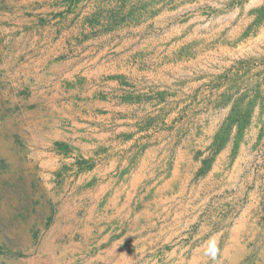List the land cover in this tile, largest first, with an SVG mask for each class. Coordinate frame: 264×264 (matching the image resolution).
<instances>
[{
    "label": "crops",
    "instance_id": "obj_1",
    "mask_svg": "<svg viewBox=\"0 0 264 264\" xmlns=\"http://www.w3.org/2000/svg\"><path fill=\"white\" fill-rule=\"evenodd\" d=\"M138 1L0 0V143L34 174L48 222L41 247L1 264H146L188 249L202 202L225 181L242 191L260 158L264 0ZM258 204L228 202L238 232Z\"/></svg>",
    "mask_w": 264,
    "mask_h": 264
},
{
    "label": "rangeland",
    "instance_id": "obj_2",
    "mask_svg": "<svg viewBox=\"0 0 264 264\" xmlns=\"http://www.w3.org/2000/svg\"><path fill=\"white\" fill-rule=\"evenodd\" d=\"M189 1L193 0H148L147 3L141 4L152 7L162 2L163 5L175 6ZM138 2L127 0V6ZM241 2L244 0H229V6ZM237 145L238 141H235L233 152ZM257 146L260 158H256L243 169L242 191L238 189L236 192L230 188V182L225 181L221 185L224 187L221 194L210 195L208 202L212 204L210 208L206 207L205 212L202 202L201 211L206 215V221L199 220L189 227L193 234H199L193 240L186 239L191 240L189 248L171 249L166 246L164 249H155L147 255L146 264H264V141L259 142ZM1 153L9 157H2ZM17 155L11 142L0 143V256L9 258L25 257L28 249H37L43 242L35 226L43 224L45 208L39 206L35 198L38 189L34 174L28 172L26 166L22 167L24 161ZM218 182L217 176L213 186ZM250 199L259 201V209L250 217L246 229L238 232L237 228H234L239 224L235 220L238 212L227 206L228 202L237 200L246 203ZM220 203L222 205H219ZM223 205L227 206L226 211ZM221 214L222 218L219 217ZM47 226L48 222L43 224L44 229ZM186 233L187 231L182 230L179 235L181 239L178 242L183 244L181 247L188 244L182 236Z\"/></svg>",
    "mask_w": 264,
    "mask_h": 264
},
{
    "label": "trees",
    "instance_id": "obj_3",
    "mask_svg": "<svg viewBox=\"0 0 264 264\" xmlns=\"http://www.w3.org/2000/svg\"><path fill=\"white\" fill-rule=\"evenodd\" d=\"M254 12L257 13V20H256V22H258L264 16V5L261 6L260 8H258V9H255ZM223 130H225V129H223ZM217 138H218V136H217ZM216 142H217V147H219L220 145H222L221 142L218 143L219 141H215V144H216Z\"/></svg>",
    "mask_w": 264,
    "mask_h": 264
},
{
    "label": "bare ground",
    "instance_id": "obj_4",
    "mask_svg": "<svg viewBox=\"0 0 264 264\" xmlns=\"http://www.w3.org/2000/svg\"><path fill=\"white\" fill-rule=\"evenodd\" d=\"M3 28V27H2ZM9 44V43H8ZM13 49V48H12ZM8 50V49H7ZM11 53V52H10ZM1 57V56H0ZM7 59V58H6ZM3 64V63H2ZM34 84V83H33ZM36 87V86H35ZM8 88V87H7ZM11 90V89H10ZM2 91V90H1ZM18 91V90H17ZM8 93V92H7ZM5 94V93H4ZM16 94V93H15ZM31 94V93H30ZM34 94V93H33ZM9 95V94H8ZM16 96V95H15ZM40 96V95H39ZM1 97H2V95H1ZM5 98V97H4ZM10 99H11V97H9ZM34 99V98H33ZM32 100V99H31ZM4 102V101H3ZM17 102V101H16ZM10 110V109H9ZM14 110V109H13ZM25 110H27V109H25ZM29 113V112H28ZM27 114V113H26ZM8 120V119H7ZM12 122V121H11ZM20 134H23L22 132H20ZM10 136V135H9ZM22 137V136H21ZM25 137V136H24ZM26 138V137H25ZM4 140V139H3ZM24 140V139H23ZM7 141H8V139H7ZM22 146V145H21ZM30 145H28V147H29ZM27 147V148H28ZM29 149V148H28ZM56 149H58V148H56ZM61 149V148H60ZM26 152V151H25ZM27 153V152H26ZM30 154V153H29ZM33 154V153H32ZM2 156V155H1ZM29 156V155H28ZM27 157V156H26ZM7 158V157H6ZM23 158V157H22ZM20 160V159H19ZM35 160V159H34ZM21 161V160H20ZM36 161V160H35ZM22 162V161H21ZM20 164V163H19ZM29 164V163H28ZM27 165V164H26ZM33 165V164H32ZM4 167H5V165H4ZM8 168V167H7ZM33 169V168H32ZM36 172V171H35ZM38 188V187H37ZM41 189V188H40ZM44 189V188H43ZM39 190V189H38ZM49 196V195H48Z\"/></svg>",
    "mask_w": 264,
    "mask_h": 264
},
{
    "label": "clouds",
    "instance_id": "obj_5",
    "mask_svg": "<svg viewBox=\"0 0 264 264\" xmlns=\"http://www.w3.org/2000/svg\"><path fill=\"white\" fill-rule=\"evenodd\" d=\"M209 254L211 255V254H214V253H209Z\"/></svg>",
    "mask_w": 264,
    "mask_h": 264
}]
</instances>
